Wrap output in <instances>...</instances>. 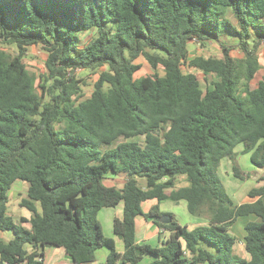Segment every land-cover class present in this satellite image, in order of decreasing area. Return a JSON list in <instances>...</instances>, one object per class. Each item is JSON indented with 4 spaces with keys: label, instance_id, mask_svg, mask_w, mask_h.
I'll return each instance as SVG.
<instances>
[{
    "label": "trees",
    "instance_id": "obj_1",
    "mask_svg": "<svg viewBox=\"0 0 264 264\" xmlns=\"http://www.w3.org/2000/svg\"><path fill=\"white\" fill-rule=\"evenodd\" d=\"M222 34L237 40L241 58ZM193 41L217 43L221 57L190 59ZM262 44L264 0H0V46L15 48L0 49V231L13 235L0 241V264H43L42 248L93 264L103 247L104 264H138L145 254L151 264H264V75L251 86ZM37 46L46 53L38 85L24 63ZM139 58L151 75L135 78ZM190 69L212 82L203 90ZM77 70L98 74L85 100ZM238 145L262 170L252 203L236 204L217 174L228 159L243 178ZM108 174L124 176L120 189L105 185ZM181 180L188 185L177 187ZM17 181L26 184L29 229L8 213ZM149 200L185 201L206 224L182 227L158 205L144 214ZM121 203L120 253L98 213ZM163 215L172 221L155 222ZM249 215L257 220L244 227L243 258L230 228ZM137 216L168 232L162 247L136 244Z\"/></svg>",
    "mask_w": 264,
    "mask_h": 264
},
{
    "label": "rangeland",
    "instance_id": "obj_2",
    "mask_svg": "<svg viewBox=\"0 0 264 264\" xmlns=\"http://www.w3.org/2000/svg\"><path fill=\"white\" fill-rule=\"evenodd\" d=\"M228 18L230 21L234 22L231 15L228 14ZM221 41L227 45L233 48L231 51V55L235 58H241L242 54L240 51L237 49V40L233 37H228L226 34L221 35ZM90 38V34L84 35L83 36V44L86 40ZM0 49H5L7 52L10 54L15 53V48L13 47H3L0 46ZM189 51H190V57L193 58L195 56H202L204 58H220L221 57V49L215 42L207 43L204 48H202L197 42H191L189 45ZM258 55V61L261 66L260 70L258 71L256 78L252 82V87L256 86V83L260 78L264 75V44L260 46L257 52ZM46 59V53L39 47H30L28 49L26 57H24V63L27 66V69L33 73L36 77V84L40 82L39 76L44 73L45 68H44V62ZM137 63L141 66L140 69L135 73V78H141L147 75H151L152 71L150 69V66L142 59L139 58L137 60ZM193 74L197 76V78L200 81L201 88L204 90L206 85L208 83L212 82L211 77H204V75L196 70L190 69ZM103 71V69H100V72ZM159 73L162 75L161 70H159ZM76 75L80 77H84L86 81V85L82 87L83 90V98L82 100L88 99L92 93L93 90V83L97 80L98 74H91L88 72H81L80 70H77L75 72ZM234 152L236 153L235 161L236 165L240 169L243 178L238 179L233 176L232 172V165L231 162L228 159H223L220 163V166L217 170V174L221 181L223 182L227 193L229 196L232 198V200L236 204H243V202L247 199L248 197V192L256 188L258 186L257 184V179L258 176L261 174L260 169L256 168L253 166L250 162V156L247 153H242V145H238L235 147ZM111 174H108L106 177L110 176ZM121 179H125L122 174L119 175ZM144 185V183H141ZM22 187V190L26 189V184L21 181L15 182L13 184L9 196L13 192H17L20 190ZM23 192V191H22ZM148 204H144L142 209L146 210ZM161 205L162 207L165 208L167 211L173 214L175 219L178 221V223L182 227H187L188 229H193L195 227L200 226L199 224L206 221L202 218H197L194 216H191L186 209V203L185 202H179V203H172V202H163ZM106 230V229H104ZM7 235H11L8 232H5ZM104 234H106V231H104ZM105 249L98 250L97 252L104 251ZM238 251V247L236 248ZM146 258L144 261H147V257L150 256L149 254H145ZM151 257V256H150Z\"/></svg>",
    "mask_w": 264,
    "mask_h": 264
},
{
    "label": "crops",
    "instance_id": "obj_3",
    "mask_svg": "<svg viewBox=\"0 0 264 264\" xmlns=\"http://www.w3.org/2000/svg\"><path fill=\"white\" fill-rule=\"evenodd\" d=\"M189 58L192 59L191 57ZM261 174H262V171H261ZM260 175L258 176V178L260 177ZM123 182L124 180L121 179L119 176H113V175L108 176L107 179L104 181L106 186L116 187L118 189L122 187ZM187 185L188 184L186 182L181 180L177 184V187H182V186H187ZM259 185H262V184H258V186ZM25 197H26V189L24 190L23 188L22 190V187L20 188L19 191L13 192L9 196V202L7 205V209H8V213L12 217L13 222L15 224H18L25 229H29L30 228L29 222L32 217V214L27 209L20 206L21 201ZM256 200L257 198L247 197V199L243 203H252V202H255ZM165 202H169V201H165ZM145 203L148 204L147 205L148 207L146 210H143L142 207ZM162 203L163 202L158 204L156 200L146 201L142 203L141 205L142 212L146 214L149 212V210L152 207L158 205L160 212L166 213V214H172L162 207L163 206L161 205ZM122 214H123L122 203L115 207L103 208L98 213V221L100 223L103 234H104V231H106V234H104V236L113 240L115 249L120 253L123 251V243L121 239H119L117 236L113 234V221L116 218L121 219ZM256 220H257V217L254 215L241 217V218H238L237 221L230 228V233L233 236H235L237 239V242L234 246V251L236 254L240 255L243 258H248L247 254L244 251V237H245L244 227L248 222H253ZM199 225H205V222ZM5 232L10 233V231H4V232L0 231V241L4 243H8L9 241L12 240L13 235L12 233H10L11 235H7ZM168 235L169 234L165 229H161L157 227L152 222V220L145 219L143 216L136 217L135 219V242L137 245H149L153 248L162 247L165 244L166 240L168 239ZM237 247H238V251L236 250ZM101 249H105V250L97 252L98 250H101ZM24 250L27 251L29 254L34 252L33 247L29 244L24 245ZM98 250L95 252V262L93 264H104L106 257L109 253V250L105 247L100 248ZM41 251L43 254V257H41V259H43L42 261L43 264H71L63 248H42V249H39L37 252L39 253ZM145 258H146V255L143 256L142 260L138 264H151L154 261V257L152 256L151 257L148 256L147 261H144Z\"/></svg>",
    "mask_w": 264,
    "mask_h": 264
},
{
    "label": "water",
    "instance_id": "obj_4",
    "mask_svg": "<svg viewBox=\"0 0 264 264\" xmlns=\"http://www.w3.org/2000/svg\"><path fill=\"white\" fill-rule=\"evenodd\" d=\"M172 221L171 216L163 215L155 219V222L161 224H169Z\"/></svg>",
    "mask_w": 264,
    "mask_h": 264
}]
</instances>
